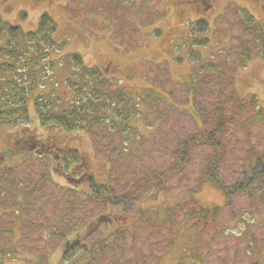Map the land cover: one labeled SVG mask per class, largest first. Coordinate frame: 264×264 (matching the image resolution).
Wrapping results in <instances>:
<instances>
[{"label": "rangeland", "instance_id": "1", "mask_svg": "<svg viewBox=\"0 0 264 264\" xmlns=\"http://www.w3.org/2000/svg\"><path fill=\"white\" fill-rule=\"evenodd\" d=\"M180 1L0 0L2 18L24 31L45 13L56 22L66 45L48 89L60 106L72 96L65 56L78 52L122 81L140 111L125 134L0 124V264H264V181L229 200L208 175L219 156L233 184L264 151V0H211L203 31ZM219 122L213 148L204 131ZM49 134L59 144H16ZM61 147L78 149L109 195L62 166Z\"/></svg>", "mask_w": 264, "mask_h": 264}, {"label": "trees", "instance_id": "2", "mask_svg": "<svg viewBox=\"0 0 264 264\" xmlns=\"http://www.w3.org/2000/svg\"><path fill=\"white\" fill-rule=\"evenodd\" d=\"M245 19L244 25L249 30L253 23H250V17L246 12ZM206 22L198 20L194 27L196 28L197 24V28L203 31ZM56 30V22L48 13L43 14L38 27L30 31H24L19 24L5 21L0 15V124L18 128L37 122L45 129L61 130L68 134L91 132L99 126L115 130L118 128L123 134L129 132L132 128L130 120L140 112L136 105L137 101L129 98L122 81L116 80L114 76H110L108 80V75L104 76L98 66L90 64L89 66L85 63L78 52L65 56L71 65V73L66 81L72 96L67 106H60L61 97L56 96L55 90L48 89L57 67L63 63L55 58V54L61 52L66 45L65 42L56 39ZM260 49L264 54V39ZM149 94L153 95L150 92ZM32 105L35 108V119L31 112ZM224 126V123L222 126L219 122L216 129L204 131L209 145L213 148L222 146ZM49 135L51 137L46 140L29 136L18 139L16 144L25 143V147L37 145L46 148L45 145L58 143L57 137ZM56 152L62 166L69 165L72 169H79L81 177L88 176V184L93 195L97 197L109 195V188L98 184L88 169L82 171L88 168L87 160L78 149L61 147ZM253 154L254 159L248 168L230 185H227L218 174L219 156L210 159L209 180L221 187L229 200L237 194L247 193L251 188L253 191L256 190L264 181V151L260 154L254 151ZM145 184L147 187V181L143 180L137 187L143 185L144 188ZM109 200L112 201V198ZM120 200L126 203L124 196L120 197ZM118 202L119 199L114 203ZM71 244L76 246L79 241L74 240ZM74 254L77 253L73 248L71 252L65 254V259L72 260Z\"/></svg>", "mask_w": 264, "mask_h": 264}, {"label": "flooded vegetation", "instance_id": "3", "mask_svg": "<svg viewBox=\"0 0 264 264\" xmlns=\"http://www.w3.org/2000/svg\"><path fill=\"white\" fill-rule=\"evenodd\" d=\"M180 3L183 4V6H186L188 8L189 7L192 8V9L189 8L190 10H192V12L194 11L193 13H190V18L194 22H196L198 20H206L207 18L205 17L204 14H207V11L212 7L211 0H181ZM246 9L248 10V8H246ZM196 12H200V13H202V15L197 16V18H196ZM258 28L261 31L260 32L261 35H264V27L258 26Z\"/></svg>", "mask_w": 264, "mask_h": 264}]
</instances>
